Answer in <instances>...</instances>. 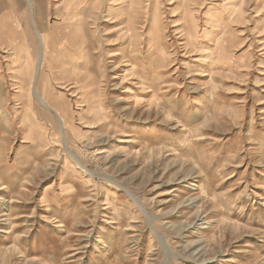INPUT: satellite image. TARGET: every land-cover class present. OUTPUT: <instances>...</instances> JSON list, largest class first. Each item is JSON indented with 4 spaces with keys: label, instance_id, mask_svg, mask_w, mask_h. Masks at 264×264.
<instances>
[{
    "label": "rangeland",
    "instance_id": "374dc122",
    "mask_svg": "<svg viewBox=\"0 0 264 264\" xmlns=\"http://www.w3.org/2000/svg\"><path fill=\"white\" fill-rule=\"evenodd\" d=\"M78 1L0 0V264H264V0Z\"/></svg>",
    "mask_w": 264,
    "mask_h": 264
},
{
    "label": "bare ground",
    "instance_id": "6f19581e",
    "mask_svg": "<svg viewBox=\"0 0 264 264\" xmlns=\"http://www.w3.org/2000/svg\"><path fill=\"white\" fill-rule=\"evenodd\" d=\"M26 4L28 6L29 9V15H31L33 13V8L35 7L36 9V13L38 14V16L41 15V2L42 0H25ZM84 0L78 1V5L80 6V8H84ZM110 2V1H109ZM119 2V1H118ZM193 2V0H192ZM68 3V2H67ZM100 3V2H99ZM124 3V2H123ZM195 3V2H194ZM74 5V4H73ZM73 5H71L73 7ZM77 5V4H76ZM75 5V6H76ZM102 5V4H101ZM67 6V5H65ZM141 6V5H140ZM77 7V6H76ZM90 7V5H89ZM65 8V7H64ZM70 8V7H69ZM68 8V9H69ZM72 9V8H71ZM78 9V8H77ZM98 9V8H97ZM75 10V8H74ZM82 10V9H81ZM84 11V10H83ZM189 11V10H188ZM74 12V11H73ZM133 12V11H132ZM88 13V11H87ZM66 16V15H65ZM64 16V17H65ZM92 17V16H91ZM90 17V18H91ZM71 18V17H70ZM82 18V17H81ZM88 18V17H87ZM16 19V18H14ZM13 19V20H14ZM64 19V18H63ZM66 20V19H65ZM72 20V18H71ZM70 20V22H71ZM89 21V19H87ZM15 21H18V19H16ZM63 22V21H62ZM68 22V21H67ZM82 22V21H81ZM84 23V22H83ZM131 24V23H130ZM22 24H20L19 22H15L14 25H10V29H8L7 33L13 38H15V35H18V40L20 41L19 44H15V40L9 38V40L11 41L12 45H7L9 51L13 52L12 55H14V60L12 61V63L17 64V69L20 72V78H19V82H15V88L14 89H18L16 93H18V97L20 98H24L26 96H28L27 98H30V102L32 101L31 98H33L37 104L39 106H41V108L48 110L49 112L53 113L55 118H57L58 122L61 123V130L63 128L62 125V116L61 113L59 111V108L57 106H55V103H53L48 97L42 96L40 95V93H38L37 91H31V87L32 84L34 83L35 79L37 78V75L39 74V71L41 70L42 67V63H43V59L45 60H53L56 58V55H54V52H50L47 51V49H45V46L47 44V35L42 33H39L38 31L36 32V36L39 42V48H38V53L36 55V62L34 64H32L31 62V58L29 56V53L27 51V47L24 44L25 41V37H24V30L21 26ZM136 25V24H135ZM132 26V25H131ZM84 27V25H83ZM17 28L19 29V33L15 34V29L17 30ZM131 28V27H130ZM133 29V28H132ZM79 33H81V29L78 28L77 30ZM131 31V30H130ZM34 32V33H35ZM132 32V31H131ZM134 32V31H133ZM8 34L6 36H8ZM82 38V35H79ZM179 36V35H178ZM84 39V37L82 38ZM17 40V41H18ZM84 42V40H81ZM187 45V43H186ZM185 45V46H186ZM188 46V45H187ZM84 50V49H83ZM5 52V51H4ZM84 53V52H83ZM83 55V54H82ZM32 56V55H31ZM64 56V55H63ZM83 57V56H81ZM88 60V58H87ZM90 60V59H89ZM81 61V60H80ZM90 62V61H89ZM21 63V65L19 64ZM160 64V63H159ZM75 65V64H74ZM77 66V65H76ZM73 67V66H71ZM75 68V67H74ZM69 69V68H68ZM67 70V69H66ZM65 70V71H66ZM65 73V72H64ZM68 74V72H67ZM124 78V77H123ZM51 84V83H50ZM18 85V86H17ZM30 85V87H28ZM32 92V94H31ZM60 125V124H57ZM62 134V133H61ZM61 136V135H60ZM43 138V137H42ZM61 138V137H60ZM47 139V138H46ZM64 141V140H63ZM64 145V144H63ZM66 148V145H65ZM67 150V148H66ZM67 155L70 156L71 159H74L75 161H77V159L71 155V153L69 152V150L66 151ZM120 189H122L126 194H128V197L137 205L135 199H133L131 197V195L125 191V189H123V186H119ZM57 227H61V224H59Z\"/></svg>",
    "mask_w": 264,
    "mask_h": 264
}]
</instances>
